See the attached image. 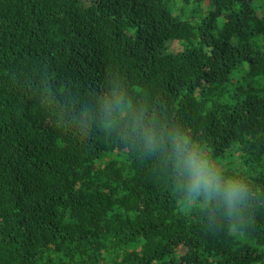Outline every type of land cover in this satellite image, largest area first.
<instances>
[{
	"label": "trees",
	"instance_id": "obj_1",
	"mask_svg": "<svg viewBox=\"0 0 264 264\" xmlns=\"http://www.w3.org/2000/svg\"><path fill=\"white\" fill-rule=\"evenodd\" d=\"M182 1L0 0V264H264V204L240 234L186 218L135 113L98 115L130 83L146 122L264 190V0Z\"/></svg>",
	"mask_w": 264,
	"mask_h": 264
},
{
	"label": "clouds",
	"instance_id": "obj_2",
	"mask_svg": "<svg viewBox=\"0 0 264 264\" xmlns=\"http://www.w3.org/2000/svg\"><path fill=\"white\" fill-rule=\"evenodd\" d=\"M173 2L172 16L181 20L182 12L177 9V5L183 7V1ZM208 5L209 0H204L205 12ZM166 47L172 54L182 53L184 50L177 40L167 42ZM139 94L129 83L123 94L112 92L110 96L102 97V109L98 115L102 118L104 127L112 128L122 118L135 113L127 125L130 131L125 138L133 142L139 141L146 152L169 153L164 164L166 167L171 164L172 195L179 211L188 219L194 214L205 215L211 222L222 211L223 216L230 221L223 230L229 234L242 233L250 226L261 204H264V190L257 192L251 180L243 174L225 173L211 152L201 145L186 125L167 128L162 124L158 125L155 118L146 122V110L136 109L132 101L126 99V96Z\"/></svg>",
	"mask_w": 264,
	"mask_h": 264
},
{
	"label": "rangeland",
	"instance_id": "obj_3",
	"mask_svg": "<svg viewBox=\"0 0 264 264\" xmlns=\"http://www.w3.org/2000/svg\"><path fill=\"white\" fill-rule=\"evenodd\" d=\"M173 5H174V2H173ZM172 5V6H173ZM185 8L186 7H181L180 4L177 5V9L180 10L182 13L180 14L181 16V19H184L186 18V15H185ZM174 10V9H173ZM190 14H191V11H190Z\"/></svg>",
	"mask_w": 264,
	"mask_h": 264
},
{
	"label": "bare ground",
	"instance_id": "obj_4",
	"mask_svg": "<svg viewBox=\"0 0 264 264\" xmlns=\"http://www.w3.org/2000/svg\"><path fill=\"white\" fill-rule=\"evenodd\" d=\"M241 78V77H240ZM241 80V79H240Z\"/></svg>",
	"mask_w": 264,
	"mask_h": 264
}]
</instances>
